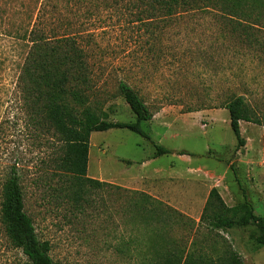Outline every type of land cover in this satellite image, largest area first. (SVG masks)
<instances>
[{"label":"rangeland","instance_id":"obj_1","mask_svg":"<svg viewBox=\"0 0 264 264\" xmlns=\"http://www.w3.org/2000/svg\"><path fill=\"white\" fill-rule=\"evenodd\" d=\"M135 3L0 0V192L6 172L16 165L26 212L39 238L50 242V254L58 264H155L159 247L150 232L137 229L133 217L125 212L131 209L126 192L112 186L93 189L91 201L77 209L59 198L44 178L51 169L48 160L59 154L60 141L52 130L38 127L18 87L33 39H77L96 82L91 100L109 121H136L119 92L120 81L137 90L154 114L163 109L169 117L175 114L167 126H150L151 139L127 128L93 132L92 150L93 145L105 148L120 167L126 163L119 156L131 159L128 165L132 170L138 169L141 158L156 152V145L185 152L194 166L220 169L217 189L227 206L247 202L264 220V156L256 151L253 168L234 161L225 175L221 171L224 164L212 155L222 152V142L229 145L236 141L230 123L223 121L228 116L221 113L231 92L244 94L264 122V46L258 44L250 53L246 43L231 36L229 25L214 12L185 14L171 22L141 23L135 19L144 6ZM255 33L264 43V30ZM201 110L212 113L203 117L188 114ZM206 123L208 126H202ZM144 127L148 130L149 125ZM253 145L261 148L263 137L259 135ZM158 163L165 169H170L169 165L178 171L186 168L173 151L159 156ZM177 210L196 223L191 229L186 219L174 223L165 233L168 239L187 248L192 244V249L213 257L226 243L244 264H264V245L258 242L256 223L214 230L200 221L203 210L193 217ZM21 259L22 252L11 245L0 222V264H20Z\"/></svg>","mask_w":264,"mask_h":264},{"label":"trees","instance_id":"obj_2","mask_svg":"<svg viewBox=\"0 0 264 264\" xmlns=\"http://www.w3.org/2000/svg\"><path fill=\"white\" fill-rule=\"evenodd\" d=\"M144 10L135 21L151 23L154 20L171 22L175 17L190 13L214 12L229 25L231 36L246 43L250 53L262 43L255 32L264 30V0H136ZM241 35L243 36L241 38ZM20 73L18 87L40 129L52 130L60 141L59 154L51 156V167L44 178L54 193L81 209L89 203L93 189L116 187L127 193L131 209L125 212L133 217L137 229L150 232L159 247L155 264H244L240 254L224 243L217 257L200 249L183 247L165 236L174 223L188 221L190 229L195 220L152 195L103 182L88 176L90 137L93 132L112 128H127L148 139L150 134L143 122L154 113L137 90L126 81H120L119 92L136 115L135 122L109 121L107 114L92 102L96 82L93 79L86 51L76 38L62 37L55 42L33 39ZM264 49V48H263ZM246 75L241 80L243 83ZM230 116V125L237 138L238 147L245 145L240 122L248 121L264 125L262 118L252 108L244 94L231 92L223 105ZM199 110V109H198ZM193 110H190V112ZM264 145V137H263ZM156 155L171 150L156 145ZM184 154V152H180ZM21 175L16 165L10 167L1 184L0 222L11 245L19 249L24 259L20 264H58L52 258L51 244L41 240L32 217L26 212ZM249 214V218L246 214ZM200 221H206L214 230L232 229L237 225L254 222L260 235L258 242L264 245V220L253 213L244 202L227 206L216 187L212 188L203 208Z\"/></svg>","mask_w":264,"mask_h":264},{"label":"crops","instance_id":"obj_3","mask_svg":"<svg viewBox=\"0 0 264 264\" xmlns=\"http://www.w3.org/2000/svg\"><path fill=\"white\" fill-rule=\"evenodd\" d=\"M221 111L222 114L228 116V118L223 119V121L230 123L228 110L222 109ZM210 113H212V111L201 110L188 114H199L203 117ZM174 115L175 114H173V117ZM176 116L182 117L183 115ZM173 117H169V114L163 109L157 114H154L150 120L144 121L143 127L149 125L148 130H145L151 134L150 132H152V129L150 126H167L170 124V120ZM262 127L264 128V125L241 121V135L245 140V145L238 147L236 138V141L232 140L229 145L226 144V142H222V152L214 151L212 153L213 157H216L219 163L224 164L221 171L224 172L225 175L234 161H237L239 166L244 167L246 164L250 168H253L254 165L256 166V151L264 156V145H262L261 148H254L253 145L254 142L258 141L259 135H261V139L264 137V130H261ZM91 141L92 134L90 137L88 163L89 177L123 188L146 192L157 199L165 201L176 209L185 211L192 217L201 213L211 189L219 187L217 179L221 178L220 169L213 165L194 166L193 160L189 158L185 152L184 154H180L178 151L170 149L174 154L177 153L179 161L185 164L186 168L184 171L176 170L174 165H169L168 167H170V169H165L162 164L158 163L159 156L156 155V152H152L146 157L141 158L138 169L132 170L128 165V163L132 162L130 161L131 159L119 156V159L126 163V166L120 167L117 162H114L115 160L112 159L114 154L108 156V151L105 148H97V145H93L95 150H92ZM210 149L211 147H209V150ZM198 171L202 172V175L194 176L193 174ZM254 186L255 184H251L250 187L254 188Z\"/></svg>","mask_w":264,"mask_h":264},{"label":"built area","instance_id":"obj_4","mask_svg":"<svg viewBox=\"0 0 264 264\" xmlns=\"http://www.w3.org/2000/svg\"><path fill=\"white\" fill-rule=\"evenodd\" d=\"M203 126L205 127V126H207L206 124H203Z\"/></svg>","mask_w":264,"mask_h":264}]
</instances>
